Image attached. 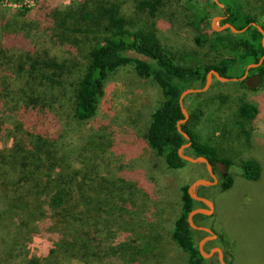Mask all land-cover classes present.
I'll list each match as a JSON object with an SVG mask.
<instances>
[{
    "label": "trees",
    "instance_id": "1",
    "mask_svg": "<svg viewBox=\"0 0 264 264\" xmlns=\"http://www.w3.org/2000/svg\"><path fill=\"white\" fill-rule=\"evenodd\" d=\"M218 1L223 4L224 22L237 29L246 27L243 32L226 28L208 33L206 4L185 0L193 8L186 24L200 30L193 37L195 44L228 52L210 65L182 64L160 38L155 21L167 13L171 23L179 22L178 0H73L40 5L31 15L24 6L0 7V192L7 200L2 217L13 233L0 264H38V257L16 248L27 246L43 226L51 236L50 253L59 254V259L111 258L112 264H118V177L102 174L96 155L102 151L101 144L92 148L87 136L74 127L95 115L107 75L121 66L131 65L138 76L153 80L160 89L161 98L145 133L151 150L163 156L168 167L177 168L187 162L178 148L190 142L184 153L190 149L203 155L214 171L221 162L219 186L232 185V176L224 168L229 162L216 148L200 142L192 127L200 109L181 124L189 139L177 129V121L183 118L179 95L184 89L205 81L210 69L239 78L245 66L264 54L262 34L254 25L264 29V23L245 13L241 0ZM125 4H130L131 14L124 12ZM42 21L49 41L62 46L63 55L31 46V31ZM252 70L262 80L264 59ZM240 83L245 85L244 80ZM256 114L249 103L239 106L241 117ZM241 167L244 176L257 178L255 161H242ZM188 186L181 187V209L170 235L187 252V264H204L195 230L187 221L197 203ZM198 216L193 218L195 223Z\"/></svg>",
    "mask_w": 264,
    "mask_h": 264
},
{
    "label": "rangeland",
    "instance_id": "2",
    "mask_svg": "<svg viewBox=\"0 0 264 264\" xmlns=\"http://www.w3.org/2000/svg\"><path fill=\"white\" fill-rule=\"evenodd\" d=\"M71 1L0 0V7L18 9L24 6L30 9L31 15L40 5ZM202 1L206 4L207 31L211 33L218 30L213 28L222 25L220 20L212 23V19L224 16L223 6L213 3L215 0ZM241 2L245 13L257 16L264 23V0ZM177 3L180 5L179 22L171 23L167 13L155 21L168 49L186 65H210L226 58L228 52L223 48L216 50L207 44H195L193 37L200 30L186 24L193 17V8L185 0ZM131 11L130 4H125L124 12L131 14ZM46 26L42 21L39 27L32 29L31 46L63 55L62 46L49 41ZM131 54L143 58L138 53ZM254 68H248L247 76L257 73L251 71ZM240 81L213 77L206 90L184 97L188 117L200 109L199 119L192 126L199 141L216 148L229 162L225 171L232 176V185L221 189L220 173L215 172L217 182L200 193L213 202L214 210L210 215L198 216L196 223L217 235L204 244V251L220 247L226 264H264V77L254 88ZM204 83L198 80L192 87L200 88ZM160 98V89L153 80L138 76L131 65L121 66L107 75L95 115L74 127L76 133L87 136L92 148L101 144L102 151L94 152L99 158L98 164L102 165V174L118 177V264H187V252L170 235L181 209V187L198 178H211L205 164L186 162L181 167L171 168L163 156L156 155L148 146L146 128ZM244 102L256 107L255 117L239 115V106ZM186 154L194 156L190 149ZM244 160L258 164L257 178L244 176L241 167ZM200 204L197 202L196 206ZM6 205L7 200L0 192V261L3 262L13 237L8 231V220L2 217ZM40 229L27 246L16 248L20 253L23 250L24 254L38 257V264H112L111 258L87 262L76 258L59 259V254L50 253L53 246L45 226ZM194 230L198 244L207 233ZM208 258H204V264H219L216 256L212 260Z\"/></svg>",
    "mask_w": 264,
    "mask_h": 264
},
{
    "label": "water",
    "instance_id": "3",
    "mask_svg": "<svg viewBox=\"0 0 264 264\" xmlns=\"http://www.w3.org/2000/svg\"><path fill=\"white\" fill-rule=\"evenodd\" d=\"M216 3H218V5L223 6V4L221 2H219L218 0H215ZM223 16H215L212 19V23L215 21H219L221 19H223ZM254 25L257 27V29L260 31V33L262 34V38H261V43L262 46L264 48V29L259 25L254 23ZM213 27V25H212ZM226 28H230L233 32L235 33H241L245 30L246 27H243L241 29H237L235 28L232 24H230L229 22H224L222 25H220L219 27L213 28V29H218L216 31L219 30H224ZM264 59V54L259 58V60L255 63H250L247 65L244 74L239 77V78H235V77H225V76H221L218 71H216L215 69H210L207 74H206V79H205V83L202 87L197 88V87H188L186 89H184L180 95H179V104H180V108L183 114V118L179 119L177 121V129L178 131L186 138L189 139L188 134L182 130L181 128V124L185 122V120L188 118V112L186 110V108L184 107V97L189 94V93H194V92H201L204 91L208 88L211 80L213 77H216L219 80H223V81H227V80H236V79H240V80H244L245 85L251 88L257 87L260 82H261V75L259 73H255L253 75L247 76L248 73V68L249 67H258L259 65H261V63L263 62ZM190 144V142L184 143L182 144L179 148H178V155L186 160L187 162L190 163H203L205 164L210 177L209 179L207 178H198L195 181H193L191 184H189L188 188H187V192L189 194V196L196 200L199 201L203 204V206H196L193 209H191L187 215V221L189 223V225L191 226V228L193 229H197V230H203L205 232H208L209 234L203 236L197 244L199 253L201 254V256L203 258H208L210 256H212L213 253H217V257L218 260L220 262V264H226L225 261L223 260V252L221 250L220 247H213L211 248L209 251H204L203 246L205 244V242L209 239H212V237H216V234L209 228L204 227V226H200L197 225L193 218L196 214H203V215H210L212 214L213 210H214V204L213 202L207 198V197H203L197 194L196 192V188L199 186H210L213 185L217 182V178L216 175L213 172V168L211 163L208 161V159L206 157H204L203 155H188L186 153H184V149ZM217 165L220 167L222 166L221 162H218ZM225 168V167H224Z\"/></svg>",
    "mask_w": 264,
    "mask_h": 264
},
{
    "label": "flooded vegetation",
    "instance_id": "4",
    "mask_svg": "<svg viewBox=\"0 0 264 264\" xmlns=\"http://www.w3.org/2000/svg\"><path fill=\"white\" fill-rule=\"evenodd\" d=\"M223 17H224V16H223ZM220 21H221V23L223 24V22H224V18L221 19ZM244 72H245V71H244ZM254 74H255V73H254ZM252 75H253V74H252ZM217 168H218V170H217V169H216V171L213 170L214 174H215V172H217V171H218V172H219V171L221 172V168H220V167H217ZM215 175H216V174H215ZM216 178H217V177H216ZM200 187H202V188L204 189V188H207V187H209V186H199V187H197V188H196V192H197V194H198V188H200ZM201 193H202V192H201ZM203 195H205V194L203 193V194H201L200 196H203ZM203 197H205V196H203ZM197 202H198V203H201V202H199V201H197ZM200 205L203 206L202 203H201ZM196 215H197V214H196ZM198 215H203V214H198ZM197 225H198V224H197ZM200 226H201V225H200ZM206 233L209 234L208 232H206ZM207 234H206V235H207ZM216 236H217V235H216ZM215 238H216V237H215ZM207 241L210 242V241H213V239H209V240H207ZM207 241H206V242H207ZM206 242H205V243H206ZM214 256L217 257V253H216V252L213 253L212 256H210L208 259L212 260V259L214 258ZM217 259H218V257H217ZM218 261H219V260H218ZM219 264H220V262H219Z\"/></svg>",
    "mask_w": 264,
    "mask_h": 264
}]
</instances>
